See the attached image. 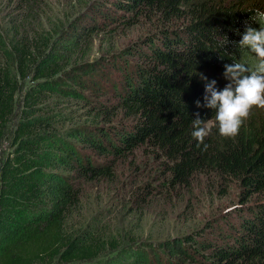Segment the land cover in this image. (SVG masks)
I'll return each mask as SVG.
<instances>
[{
  "label": "trees",
  "instance_id": "trees-1",
  "mask_svg": "<svg viewBox=\"0 0 264 264\" xmlns=\"http://www.w3.org/2000/svg\"><path fill=\"white\" fill-rule=\"evenodd\" d=\"M27 1L19 0L17 7L23 8ZM99 4L81 14L58 43L45 26L20 33L6 29V22L0 24V145L21 82L31 76L39 80L26 86L24 114L11 128L13 149L0 165V264H52L55 259L95 264L107 247L118 248L120 241L114 235L89 223L78 222L71 230L70 220L80 207L81 185L108 175L120 157L140 148L161 160L171 185L188 183L201 172L237 179L242 199L264 190V108L254 107L234 138L221 136L218 127L203 143L192 136L197 113L205 122H215V110L203 106L205 85L215 80L214 87L221 90L229 83L224 65L243 59L236 42L242 38L245 21L260 27L249 20L248 10H264L262 0H102ZM128 12L152 13L162 24L183 22L158 28L139 44V51L131 50L145 63L114 56L113 73L108 62L87 63L78 85L65 83L74 82L70 60L84 37L92 36L114 13L126 21ZM224 36L228 43L220 47ZM199 73L207 80H201ZM86 89L110 94L111 109L102 100L89 109L102 120H58L55 106H41L43 95L55 90L62 93V100L76 96L86 104L93 98ZM115 115L123 118L114 120ZM66 121L70 122L59 127ZM223 221L226 224L227 219ZM216 228L220 232L215 236L213 228L198 237L181 236L175 252L195 264H264V200L243 205L227 226ZM130 242L119 263L147 264L145 247Z\"/></svg>",
  "mask_w": 264,
  "mask_h": 264
},
{
  "label": "rangeland",
  "instance_id": "rangeland-1",
  "mask_svg": "<svg viewBox=\"0 0 264 264\" xmlns=\"http://www.w3.org/2000/svg\"><path fill=\"white\" fill-rule=\"evenodd\" d=\"M19 0H0V24L11 30L28 32L34 28L41 30L43 26L49 29L54 43L64 39L69 29L78 21L81 14L94 10L102 0H28L24 7H17ZM23 0H21L22 2ZM264 3V0H262ZM110 8L107 5L104 6ZM92 12V11H91ZM110 20L100 23V29L92 36L84 37L82 44L75 48L71 56L70 67L76 73L74 82L65 81L68 85H78L82 71L89 66L109 63L108 70L113 73L114 65L110 59L114 56L134 63H145L139 54V44L145 43L150 34L160 27L180 25L182 20L162 24L157 18L128 12L126 21L118 19L120 13ZM44 16V17H43ZM119 16V17H118ZM75 19V20H73ZM73 21V22H72ZM81 22H84L83 20ZM90 38L91 41L89 40ZM88 41V44L85 43ZM86 45V46H85ZM84 46V48H81ZM83 49V51H81ZM112 65V66H111ZM106 68V67H105ZM56 75L55 77H57ZM33 76L21 82L22 89L16 95V108L12 114L6 134L0 145V165L13 149V133L11 128L23 113V94L28 83L38 82ZM102 81L101 77H95ZM60 80V79H58ZM117 84V83H116ZM114 84V87L116 86ZM63 84H60V86ZM111 84L109 85V87ZM80 86H77L79 89ZM55 89V88H54ZM89 98L86 104L78 101L76 96L64 98L58 90L45 93L41 106H55V118L58 120L86 122L94 117L89 109L97 105L99 100L107 103L111 109L110 94H98L96 90L86 89ZM60 99V101H59ZM58 111V112H57ZM123 118L115 115L112 119ZM70 121L59 125L68 124ZM211 123V121H207ZM152 154L137 149L134 154L120 157L111 168L110 173L81 185L82 195L80 207L76 216L70 220V229H76L77 223L83 226H97L106 234H111L120 241L118 248L107 247L106 252L97 260L98 264H120V255L125 251V244L138 241L145 247L147 264H195L187 257L177 255L175 248L183 241L181 236L210 232L215 236L220 231L216 227L227 226L235 219L243 205L264 200V190L252 194L247 199L240 197V185L237 179L220 178L207 173L194 174L188 183H171L161 160H154ZM227 219L226 224H223ZM82 226V227H83ZM85 261L64 263L55 259L52 264H87ZM95 263V264H96Z\"/></svg>",
  "mask_w": 264,
  "mask_h": 264
},
{
  "label": "clouds",
  "instance_id": "clouds-1",
  "mask_svg": "<svg viewBox=\"0 0 264 264\" xmlns=\"http://www.w3.org/2000/svg\"><path fill=\"white\" fill-rule=\"evenodd\" d=\"M250 21L259 24V28L252 27L245 21V30L236 46L242 55V60L233 59V63L225 64L224 76L227 83L223 89L217 90L215 80L205 85L204 107L215 110V122L202 120L199 113L193 119L192 136L203 143L218 127L219 134L225 138H234L239 134L241 125L250 116L251 110L264 108V10L250 8ZM238 31V30H237ZM228 43L227 36L220 42V47ZM201 80H207L202 73ZM201 107L200 101H196ZM207 145H205V148Z\"/></svg>",
  "mask_w": 264,
  "mask_h": 264
}]
</instances>
